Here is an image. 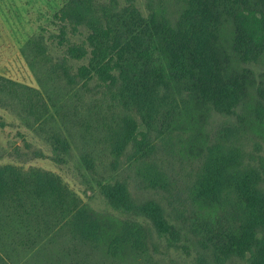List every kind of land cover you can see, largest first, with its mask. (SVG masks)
<instances>
[{"label":"trees","instance_id":"16d2710c","mask_svg":"<svg viewBox=\"0 0 264 264\" xmlns=\"http://www.w3.org/2000/svg\"><path fill=\"white\" fill-rule=\"evenodd\" d=\"M128 2L131 6L119 12L97 7L93 0H70L63 8L64 20L86 24L91 32L86 42L68 46L72 59L86 58L87 64L72 70L67 59L49 62V75L59 87L56 97L28 86L22 92L18 88L23 85L5 78L4 86H16L25 111H42L44 120L55 116L46 100L59 112L68 109L73 118L85 110L79 123L91 135L112 133L110 125L100 122L104 130H99L91 124L99 120L95 109L102 104L135 111L148 128L136 143L137 160L154 149L146 147L151 134L164 135L182 119V105L185 121L199 131L214 113L237 117V124L220 128L191 190L200 208L223 209L230 218L224 223L196 211L191 243L183 235L185 227L171 223L155 199L139 204L122 183L102 190L114 208L150 220L171 246L186 238L188 247L194 245L197 264H226L233 257L264 264V156L259 140H264V0H148L147 16L134 6L135 0ZM31 46L44 51L38 43ZM95 78L99 87L106 86L110 101L95 98L98 88L90 86ZM136 129L135 118L124 114L113 136L118 155L137 139ZM68 144L64 138L60 150L65 154ZM127 220L118 228L112 217L83 204L50 171L0 166V264H12L19 249L29 253L20 264H155L145 228Z\"/></svg>","mask_w":264,"mask_h":264},{"label":"rangeland","instance_id":"374dc122","mask_svg":"<svg viewBox=\"0 0 264 264\" xmlns=\"http://www.w3.org/2000/svg\"><path fill=\"white\" fill-rule=\"evenodd\" d=\"M69 1L0 0V166L15 165L26 171L32 168L50 171L59 176L83 204L98 214L112 217L119 224L118 228L123 227L122 224L127 222V219L140 222L148 236V253L155 260V264H197L194 245L188 247L186 238H182L177 247L171 246L169 239L160 236L153 223L146 217H135L114 208L102 187L109 183L125 184L128 192L139 204L155 199L164 207L171 223L185 227L183 235L188 236L191 243L194 238L191 222L196 217V211L199 214L202 212L205 219H220L224 223L230 218V214L223 209L215 211L212 208H200L191 190L206 160L208 149L216 142L220 128L224 124H237V117H224L214 113L206 118L199 131L192 123L187 124L186 117L185 121L187 109L181 104V96L177 95L176 98L182 105V119L164 135L151 134L150 142L145 146H154V149L148 152V156L137 160L136 143L142 140L141 134L148 131V128L135 111L127 113L121 105L102 104L101 110L95 109L99 120L91 121L92 126L96 125L99 130H104L100 122L110 125V136L105 131L94 135L85 131L84 126L79 123L85 115V110L81 117L73 118L68 109H61L59 112L51 107V101L44 100L48 110L55 114L54 119L44 120L47 117L39 116L42 111H39L38 115L27 113L21 94L19 96L14 93L16 86H4V78L23 85L24 88H18L22 92H26L25 86H28L54 95L59 87L52 81L54 75L52 78L49 75L50 61L67 59L72 70H77L88 62L86 58L74 60L68 53L70 42H86L91 32L86 24L78 25L63 19L62 10ZM93 2L97 7H114L117 12L131 6L128 0ZM147 2L148 0L134 2V6H137L144 16L149 13ZM65 40L67 41L64 42ZM32 43H38L40 47H44V51L35 46L30 47ZM61 81L66 84L64 78ZM100 83V80L95 78L91 80L90 86L98 88L99 93L95 98H100L106 103L110 101V96L106 94L105 85L99 87ZM83 90L85 91L82 89L81 92ZM82 94L80 97L86 98ZM103 113L105 119H102ZM124 114L135 118L137 139L129 142L123 153L118 155L113 145V136ZM59 132L62 133L60 138L56 136ZM64 138L69 141L67 154L60 150ZM259 140L263 145L261 154L264 156V140ZM247 142L243 139L244 145L251 147V143ZM152 163H155V169L150 168ZM198 238L202 239L200 236ZM12 256V264H20L29 253L19 249V252ZM226 264L247 263L243 259L233 257Z\"/></svg>","mask_w":264,"mask_h":264}]
</instances>
